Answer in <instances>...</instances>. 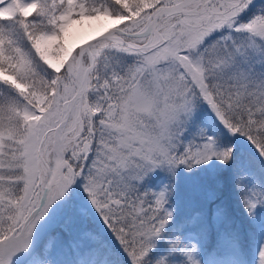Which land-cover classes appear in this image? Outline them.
I'll return each instance as SVG.
<instances>
[{
    "label": "snow or ice",
    "instance_id": "1",
    "mask_svg": "<svg viewBox=\"0 0 264 264\" xmlns=\"http://www.w3.org/2000/svg\"><path fill=\"white\" fill-rule=\"evenodd\" d=\"M0 264H264V0H0Z\"/></svg>",
    "mask_w": 264,
    "mask_h": 264
},
{
    "label": "rangeland",
    "instance_id": "2",
    "mask_svg": "<svg viewBox=\"0 0 264 264\" xmlns=\"http://www.w3.org/2000/svg\"><path fill=\"white\" fill-rule=\"evenodd\" d=\"M108 22H100V23H94L92 27H76L72 30L71 35L68 40V45L69 47H72L73 50L79 45L82 44V41L96 32L99 31V28L101 27L102 24H106Z\"/></svg>",
    "mask_w": 264,
    "mask_h": 264
},
{
    "label": "water",
    "instance_id": "3",
    "mask_svg": "<svg viewBox=\"0 0 264 264\" xmlns=\"http://www.w3.org/2000/svg\"><path fill=\"white\" fill-rule=\"evenodd\" d=\"M96 33H97V32H96ZM96 33H95V34H96ZM95 34H93V35H95ZM93 35H92V36H90V37H88V38H86V39H84V40L82 41V44H83V43H85L86 41H89V40H91V38L93 37Z\"/></svg>",
    "mask_w": 264,
    "mask_h": 264
}]
</instances>
